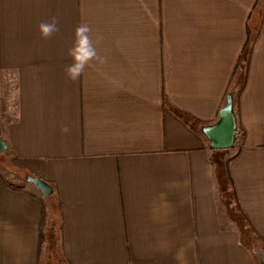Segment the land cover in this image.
Instances as JSON below:
<instances>
[{
	"label": "crops",
	"instance_id": "0c3cea01",
	"mask_svg": "<svg viewBox=\"0 0 264 264\" xmlns=\"http://www.w3.org/2000/svg\"><path fill=\"white\" fill-rule=\"evenodd\" d=\"M256 1L0 0V99L11 113L2 138L15 157L44 158L58 192L0 171V264H45L50 199L61 264H258L244 237L264 249V19L248 73L235 78L246 79L245 135L228 168L258 235L228 214L231 200L241 213L225 149L199 128L230 92ZM52 18L57 31L44 38L38 25ZM80 24L95 56L71 80Z\"/></svg>",
	"mask_w": 264,
	"mask_h": 264
},
{
	"label": "trees",
	"instance_id": "16d2710c",
	"mask_svg": "<svg viewBox=\"0 0 264 264\" xmlns=\"http://www.w3.org/2000/svg\"><path fill=\"white\" fill-rule=\"evenodd\" d=\"M263 19H264V6L262 5L261 0H257L246 22V41H245L243 49L241 50L237 58V62H236L234 72H233V77H232V85L230 87V91L233 89L237 90L236 102H235L236 114H238V110H239L238 109L239 96L243 91L246 79L242 83H240L235 78L240 71H243L244 77H246L248 73V70L251 64L252 53H253L256 41L258 39V36H259L260 26L263 22ZM9 106L10 105H9L8 100L5 97L1 96V99H0V136L1 137L3 136V134L5 135L8 132V128H9V124L11 120V113L9 110ZM239 128L241 130L240 131L241 135H238V136H244L245 135L244 128L240 124H239ZM238 136H237V139H238ZM225 154H226V160H225L226 170L223 171V175H226L228 179L227 181H225V185L227 187L231 186V192H232L231 194L233 195V198L235 199L236 206L239 212L243 214L246 220V223L248 226V227L245 226L246 229L250 228V230L253 233L258 235V233L253 228L248 217L246 216V214L244 213V211L242 210L241 206L238 203L237 197L235 196V190H234V186L232 182V177L228 169L230 162L237 156L238 151L233 153L231 149L227 148L225 149ZM44 161L45 159L41 157L26 158V157L16 156L11 159L10 163L15 167L25 170L27 172V176L36 177L50 184L51 186L55 187L54 183L48 180L45 176ZM53 192H54L53 195L56 194V196H58L56 187L53 189ZM47 226H48V208L45 203H42L40 231H39L40 248L42 245V241L44 239ZM59 229L60 230L62 229V222H60L59 224Z\"/></svg>",
	"mask_w": 264,
	"mask_h": 264
},
{
	"label": "rangeland",
	"instance_id": "374dc122",
	"mask_svg": "<svg viewBox=\"0 0 264 264\" xmlns=\"http://www.w3.org/2000/svg\"><path fill=\"white\" fill-rule=\"evenodd\" d=\"M4 139V138H3ZM231 149L232 152L236 151V147L234 148H228ZM15 157L14 153L12 152V150L10 148H7L6 150L0 152V171L1 173H4V175L8 178V180H10L11 182H15L16 179L21 180L20 182H26V184H33L36 188L37 185H35L36 180H31L30 178H36V177H31V176H27V172L25 170H22L18 167L13 166L10 162L11 159ZM21 178V179H20ZM32 182H30V181ZM40 182H37V184ZM40 191L44 194V190L40 189ZM45 197H47V194H44ZM50 204H51V209L53 211V214L50 216V220H49V224L47 226L46 232H45V241H44V248L48 249L50 251H48V256H43V261L45 264H61V260H60V250L59 248H57L59 246V244H56V238H55V234L57 232V223L59 221L58 218V213L54 210L53 208V202L50 199ZM233 201H229V207H231L230 209L227 210L228 214L230 216H234L237 218L236 220V224L240 227V229L242 230V228H244V226H247L246 220L244 217H242L241 214H239L236 211V207L235 205H232ZM55 205V204H54ZM56 206V205H55ZM51 213V212H50ZM241 215V216H240ZM244 218V219H243ZM248 227V226H247ZM244 235L246 237H251V231L250 228L246 229L245 232H243ZM245 241L251 246V247H255V246H261L259 245V241H248V238H245ZM52 248H54L55 250H53ZM52 249V250H51ZM64 263V262H63Z\"/></svg>",
	"mask_w": 264,
	"mask_h": 264
},
{
	"label": "water",
	"instance_id": "95a60500",
	"mask_svg": "<svg viewBox=\"0 0 264 264\" xmlns=\"http://www.w3.org/2000/svg\"><path fill=\"white\" fill-rule=\"evenodd\" d=\"M236 92L237 90L233 89L227 94L225 103L214 122L204 123L199 127L212 148L227 149L232 147L240 133L235 109ZM7 148L8 144L0 136V152ZM37 181L40 182V179ZM252 253L258 264H264V249L262 247H253Z\"/></svg>",
	"mask_w": 264,
	"mask_h": 264
},
{
	"label": "clouds",
	"instance_id": "9594fccd",
	"mask_svg": "<svg viewBox=\"0 0 264 264\" xmlns=\"http://www.w3.org/2000/svg\"><path fill=\"white\" fill-rule=\"evenodd\" d=\"M38 31L44 38L57 31L55 18H52L51 22H41L38 25ZM90 31L91 29L87 24H80L75 29L74 44L69 50L72 63L65 68L66 75L71 80L77 79L84 71L87 61L95 56V49L91 47L87 35Z\"/></svg>",
	"mask_w": 264,
	"mask_h": 264
}]
</instances>
